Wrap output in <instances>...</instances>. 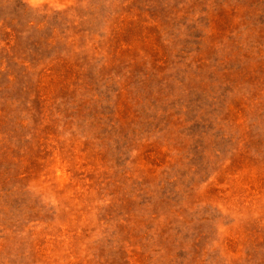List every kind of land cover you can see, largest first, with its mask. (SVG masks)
Here are the masks:
<instances>
[{
  "label": "rangeland",
  "instance_id": "1",
  "mask_svg": "<svg viewBox=\"0 0 264 264\" xmlns=\"http://www.w3.org/2000/svg\"><path fill=\"white\" fill-rule=\"evenodd\" d=\"M0 264H264V0H0Z\"/></svg>",
  "mask_w": 264,
  "mask_h": 264
}]
</instances>
